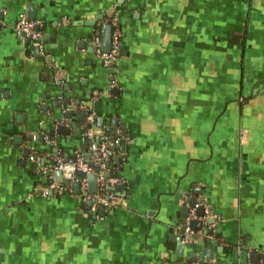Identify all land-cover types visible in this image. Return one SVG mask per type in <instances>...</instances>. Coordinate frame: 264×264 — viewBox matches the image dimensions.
I'll list each match as a JSON object with an SVG mask.
<instances>
[{"label":"crops","instance_id":"0c3cea01","mask_svg":"<svg viewBox=\"0 0 264 264\" xmlns=\"http://www.w3.org/2000/svg\"><path fill=\"white\" fill-rule=\"evenodd\" d=\"M114 8L121 52L104 68L91 42ZM19 14L39 42L14 33ZM71 104L92 121L72 129ZM112 125L118 208L90 211L74 183L31 194L57 152L71 161ZM191 198L215 222L185 235ZM254 250L264 264V0H0V264H251Z\"/></svg>","mask_w":264,"mask_h":264},{"label":"built area","instance_id":"2783aa9c","mask_svg":"<svg viewBox=\"0 0 264 264\" xmlns=\"http://www.w3.org/2000/svg\"><path fill=\"white\" fill-rule=\"evenodd\" d=\"M103 25H108L111 29L110 31V49L108 52H103L101 49L102 36L100 30L95 31L92 38V49L99 60L100 64L104 68H108L111 63H113L120 55L121 52V29L119 26V19L117 17L115 8L113 12L105 19ZM39 26L38 22L29 19L25 14H19L18 18L14 24V33L21 37L26 38L33 43H37L41 39V33L37 29ZM41 49V48H40ZM42 54V50H40ZM103 93L99 91H93L92 99L98 98ZM84 109L81 105H68L63 108V113L74 111V110ZM89 122L92 118H87ZM58 125V124H57ZM124 131L120 128L109 129L105 128L102 131L95 129H87L84 132V139L89 141V145L86 149L77 148L73 153V159L71 161H64L61 153L57 152L54 157V164L52 165L53 171H59L62 176V180L68 181V183H78L79 185V195L83 196L84 202H90V211H95L98 207L103 208V210L118 208L122 202V199L115 196L111 191L113 187L118 184H126V181L116 175H111V158L113 153V148L116 147L121 139H126L124 137ZM48 144L52 143L51 139L45 138ZM86 151L88 153H86ZM89 159L86 160V156ZM47 170L43 173L46 174ZM75 172H81L85 175L94 174L97 178V191L95 194L91 195L87 193V180L86 178H78L74 175ZM49 173V172H48ZM106 173L108 175H106ZM45 186L42 187V191L38 190V187H34L31 193H41V195L46 196L47 192H52V194H65L70 192V185H64L63 183L57 181L52 176H48ZM202 209L203 215L197 216L196 210ZM214 215L210 213L209 205L203 198H199L195 201L194 207L191 209L189 214L182 220V222L177 225V229L185 235L192 233L189 224L193 220H200L205 222L207 219H212ZM102 219V218H101ZM216 219V218H215ZM212 223V225H213ZM165 264H170L165 262ZM188 264H202L199 260H194ZM207 264V263H206ZM210 264H216L211 262ZM228 264V263H222Z\"/></svg>","mask_w":264,"mask_h":264},{"label":"water","instance_id":"95a60500","mask_svg":"<svg viewBox=\"0 0 264 264\" xmlns=\"http://www.w3.org/2000/svg\"><path fill=\"white\" fill-rule=\"evenodd\" d=\"M29 16V14H28ZM110 27L108 25H105L103 28H102V45H101V49L103 52H108L109 49H110ZM27 41V40H25ZM51 78V77H50ZM68 101L66 100L65 101V104L67 105ZM56 106V105H55ZM73 115H75V117L77 118V122H85L86 119H87V112L86 111H76L75 113L69 111V112H66L63 114L64 118L65 119H68L70 120L69 121V126L72 127V129H78V125H76L75 123H73L71 121ZM96 127L97 128H102L103 127V120L100 118V119H97V123H96ZM112 129L115 128V125H112L111 126ZM70 128L69 127H65V126H60L58 128V133L59 134H63V135H68V132H69ZM52 133V132H51ZM125 146V141L123 139L120 140L119 142V148L121 149V152L123 153V147ZM89 159V156L87 155L86 156V160ZM74 175L78 178H86L87 180V190H88V193L90 194H95L96 191H97V178H96V175L94 174H90V175H85L81 172H75ZM106 175H108L106 173ZM55 177L56 179H59L63 184L65 185H68V181L66 180H62V176H61V173L59 171H56L55 172ZM72 187L74 189V192L77 193L78 192V188H79V185L78 183H74L72 184ZM117 190H122V187L121 186H118L117 187ZM194 194H197V192H194ZM49 195L51 196V192L49 193ZM195 205V198H191L189 199V203H188V207L187 208H184V213H183V217H186L189 213V210L192 209ZM98 214L99 215H102L103 214V208H100L99 211H98ZM196 214L197 216H202L203 215V212H202V209H197L196 210ZM93 218H95L96 216V213H93ZM209 223H212V220L210 219H207L203 224L201 223L200 220H193L190 222L189 224V227L191 230L193 231H198L201 229V226L202 225H205L207 226ZM205 233L206 234H209L210 233V230H205ZM194 239H197L196 236H193V237H188L185 239V242L182 243V241H178L177 242V249H178V252H181V248L184 247L187 243H192V240ZM206 243H209V241L206 240ZM230 249H223L221 247H219L217 249V253H221L222 251L224 252H227L229 251ZM242 254H243V251H242ZM197 257H192V260H195ZM201 258L203 259H206V260H213L214 259V253H212L210 250H202L201 251ZM249 262L251 264H257L259 262V255H258V252H256L255 250L252 251L250 254H249ZM205 264V263H203Z\"/></svg>","mask_w":264,"mask_h":264},{"label":"trees","instance_id":"16d2710c","mask_svg":"<svg viewBox=\"0 0 264 264\" xmlns=\"http://www.w3.org/2000/svg\"><path fill=\"white\" fill-rule=\"evenodd\" d=\"M111 175H113V171L111 170V173H110Z\"/></svg>","mask_w":264,"mask_h":264}]
</instances>
